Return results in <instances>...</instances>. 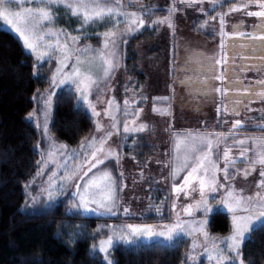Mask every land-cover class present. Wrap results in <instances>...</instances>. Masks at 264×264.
Here are the masks:
<instances>
[{
  "label": "rangeland",
  "instance_id": "rangeland-1",
  "mask_svg": "<svg viewBox=\"0 0 264 264\" xmlns=\"http://www.w3.org/2000/svg\"><path fill=\"white\" fill-rule=\"evenodd\" d=\"M211 1L213 2V0ZM220 2L219 0H214V10L210 12V8L206 10L203 0L193 2L198 4H196V10L192 11L187 8H182L181 10V0H172L171 6L166 8L165 15H153V21L170 18L172 27L151 22L148 27H140L138 29L132 24L133 18L130 15L132 12L123 3L116 15L90 24H82L77 16L70 15L67 8L63 5L54 4L50 9L54 14L53 21L51 23L42 22L40 28L42 32H56L58 36L46 35L44 43L55 45L59 40L61 48L65 42L69 43L72 60H64L67 64V67L63 69L64 74L71 73L74 67H80L82 71L89 69L92 72L97 85L91 88L90 92L86 94V98L78 90V83L73 82L72 79H65L62 83L59 82L61 77L57 75V69L61 66L60 61L64 59V54L60 49L41 48L37 53H33L25 47L23 38L18 36L12 25H8L7 21L0 18L2 26L8 30L11 29L10 31L20 39L24 48L36 59L39 52H45L50 54L45 55L43 60L51 59L54 61V68L50 76L51 88L42 96L39 114L35 116L37 124L41 126L42 131H44L45 119L46 126L48 125V116H50L51 108L49 104L45 111L44 98L48 97L50 99L55 89L68 86L75 90L79 102L87 108L94 118L96 125L94 134L91 139L86 141H91L95 137L97 142H99L106 132L111 131L113 133L104 147L106 152L111 150L113 153L118 154V158L117 156H112L105 159L103 164H100L98 168H94L89 173V176H92L93 173L99 174L102 170L111 174L115 187L116 204L113 208L115 214L107 213L103 208L98 209L96 212H86L82 208L79 210L86 215L119 216L123 218L143 217L150 214V212L158 217L164 214L163 218L165 221L162 223L148 225L118 224L115 227L111 226L117 234L120 233L121 229H125L129 225L152 226L157 231L165 230L164 226L175 224L177 219L185 225V230L175 235L172 240L160 236L152 238L141 236L132 240V242L126 243L113 237V245L109 251L121 242L124 244H135L139 241H155L162 245H173L179 238H185L188 240V264H214V261L209 260L208 251L203 247V236L197 230L199 222L202 220L208 221L209 214L213 210L220 209L227 212L230 216L232 228V214L228 211L226 205H221V201L227 198L233 187L244 196L254 195L258 191L264 193V189L257 186L258 182L264 179L260 175V172L264 171V165L254 163L258 160L259 153L264 151V146L261 145V139H264V135L239 134L236 132L239 129H264V119L261 118L263 112L258 108L259 106L256 105L258 107L244 111L241 115L238 114L235 118H228V120L225 118V112H222L225 110L222 94L225 86H222L221 79L217 82L219 97L216 103L213 102L214 99H207V101L205 98L199 99L196 97L193 100L194 97L186 94L188 91L184 87L177 88L176 85L177 79L185 77L183 75L190 69L189 64H193L195 61L196 53L201 57L207 54L206 61L208 64L213 63L214 55L216 56L215 62L220 59L221 63H216V65L219 74H222L225 36L229 32L228 19H231L234 15L253 12L254 7L258 6V2H254L252 5L249 2H235L228 4L224 10L220 11L217 9ZM248 3V7H242ZM43 6L44 4L40 0H20L19 5L16 4L15 0H12L9 5L14 11ZM231 8H240L241 10L230 12ZM170 13L171 16L169 17ZM189 14L202 17L200 25L195 29L193 28V30L189 29L190 21L188 22V20L192 16ZM213 16L216 19H212ZM221 16L224 19L223 27L220 25ZM149 30L157 34L155 39L147 42H137L134 47L135 53L139 56V70L145 77L144 85L135 90L133 85L129 84V77L124 70L123 48L131 35ZM110 33H116L115 37L105 35ZM69 36L78 37V40L72 43ZM87 38L91 40L86 42ZM106 42L107 47H105ZM85 49L87 51H84ZM151 50L159 51L161 59H151L149 57V51ZM76 57H79L81 61L79 65L75 63ZM104 60H110L113 64L110 69V75L107 77L104 76L103 71V67L106 66L103 65ZM182 62H186L188 65H183ZM171 73H173L172 77L170 76ZM54 77H56V82H54ZM213 93L214 89L208 94L211 96ZM113 99L115 105L119 106L118 111L115 105L112 109V114L115 115L116 120L119 122V131L112 127L113 120L110 119L105 111L108 107V102ZM124 101H129V104L125 105ZM90 104L94 106L95 112L99 113V116L94 115L93 108L89 106ZM213 107L218 108L217 112L214 113ZM156 109H163L169 114L161 115ZM137 111L138 117H135L133 113ZM214 115L217 117L223 116L224 118L222 117L221 122H218L214 119ZM134 118L136 120L135 126L145 124L147 129L142 132L125 133L123 131L124 122H130ZM236 121L241 122V127L235 128L233 126ZM97 123L102 126V130H98ZM170 131L173 134H170ZM138 133L147 135L149 143L154 147L151 155L143 162L139 161L132 153L134 136ZM186 133H192L194 136L196 134L207 136L213 141L211 160L219 166V169H223L226 166L223 159L225 150H230V157L235 161L234 164L230 163L227 165L229 177L227 180L224 179L222 171L217 172L218 182L222 187H218L216 191H206L207 203L210 209L207 215H204L202 209L197 210L195 207L201 199V194L194 182L193 187L197 188V190L186 188L179 193L173 190V185L179 186L183 183L187 172V169H185L180 171L176 177L172 175L173 169L183 166L185 158L183 153L177 154L174 151V140L177 134L184 135ZM47 138L48 136L46 135L44 139L47 147L46 153L42 158L38 171L41 170L42 164L47 166L43 168V175H37V171L35 177L37 183L40 184L39 193L42 196L46 195L42 190L49 186L48 180L53 173L59 172L63 175L66 170L70 171L74 166L82 163L81 152L87 153L90 151L89 149H82V144L86 142L84 141L78 147H66L63 155L56 153L54 156L49 157V152L54 151L53 146L58 148L62 145H56ZM241 140L245 141V143H238ZM96 146H99V144L97 143ZM196 147L203 148L199 140L196 141ZM245 149L247 151L241 157V152H244ZM69 156L74 158L69 160ZM66 161V167H61V165H65ZM253 168L255 169L254 171L252 170ZM243 170H249L250 174L245 177ZM87 179L88 177H85V180ZM56 182L57 184L60 183V181ZM77 182L83 184L84 181H80L77 177L71 183L63 184V190L54 192V196L69 195L71 197L69 203L72 207L77 200L76 189L73 186ZM167 200V210L163 212V205ZM89 207H96V205L90 204ZM189 207H191L190 215L185 212V209ZM125 209H127V212H125ZM203 227L207 232V223ZM231 234L232 230L227 236L213 238H219L217 241L219 243V240H223ZM194 243L198 245L195 248H193ZM219 246L221 248L225 247L224 244H219ZM96 251L102 256L104 261H109L108 257L105 259L104 253L98 249ZM225 255L231 257L234 254L225 252ZM228 264H237V262L230 259Z\"/></svg>",
  "mask_w": 264,
  "mask_h": 264
},
{
  "label": "trees",
  "instance_id": "trees-1",
  "mask_svg": "<svg viewBox=\"0 0 264 264\" xmlns=\"http://www.w3.org/2000/svg\"><path fill=\"white\" fill-rule=\"evenodd\" d=\"M219 1L217 9L221 11L232 2L255 0ZM154 14L163 16L166 12ZM156 35L151 30L137 32L123 48L124 70L135 90L144 85L145 77L139 70V56L134 47L137 42L155 39ZM149 57L161 59V53L151 50ZM53 68V60L38 62L0 21V264H109V261L111 264H188L185 238H179L173 245L155 241L121 242L109 251L108 262L93 250L94 245L113 235L111 226L162 223L164 214L158 217L148 211L150 214L143 217L130 218L86 215L70 206L69 195L48 200L39 193L40 184L35 177L46 153L45 136L56 145L74 148L91 139L96 128L93 116L79 102L75 90L63 86L51 94L47 131H42L35 116L39 114L42 96L51 88ZM32 113L35 115L29 119ZM222 117L215 120L221 122ZM236 132L264 135V129ZM153 149L147 135L134 136L132 153L139 161L149 157ZM167 203L168 200L164 202L163 212ZM231 230L227 212L216 209L209 214L210 236L224 237ZM241 256L244 264H264V230L247 237Z\"/></svg>",
  "mask_w": 264,
  "mask_h": 264
},
{
  "label": "snow or ice",
  "instance_id": "snow-or-ice-1",
  "mask_svg": "<svg viewBox=\"0 0 264 264\" xmlns=\"http://www.w3.org/2000/svg\"><path fill=\"white\" fill-rule=\"evenodd\" d=\"M16 4L19 5L20 0H15ZM44 4L43 7L36 8H23L18 11H14L9 7L12 0H0V18L4 21H7L8 25H12V28L18 34V36L23 38V43L25 47L37 53L41 48H47L50 50L60 49L64 54V59L60 61V67L57 69V75L60 76L59 82H64L65 79H72L73 82L78 83V90L82 92V95L85 96L90 92L93 86L97 85L96 79H94L92 72L89 69L81 70L80 67H74L72 72L69 74H64L63 69L67 67V64L64 62L65 59L72 60V55L69 51V43L65 42L61 48L59 40L55 45H48L44 43L46 35L58 36L56 32H42L40 24L42 22L53 21L54 14L50 10L54 4H61L67 8L70 15L77 16L82 24H90L96 21L104 20L106 18L112 17L118 13L120 7H122V0H41ZM185 2V0H181ZM196 2V0H192ZM242 7H248L247 4ZM258 7L260 11L248 12L247 15L258 16L264 18V0H258ZM240 8H231L229 11H239ZM132 16V24L136 28L144 26V20L142 16H137L135 13L130 14ZM171 13L169 14V17ZM212 19H216L215 16ZM154 24H166L168 27H172V22L170 18H165L162 20L153 21ZM207 23V22H205ZM220 25L223 27L224 19L220 17ZM11 30V29H10ZM106 36L115 37L116 33L105 34ZM264 40V35L259 37ZM69 39L72 43H75L78 40V37H70ZM107 47V42L105 44ZM223 47V45H222ZM84 51H87L86 49ZM50 54L45 52H39L37 55V61H42L44 56ZM226 62V61H225ZM75 63L79 65L81 63L79 57H76ZM216 63H221L220 59L216 60ZM103 67L104 76L107 77L110 75V69L113 67L112 61L104 60ZM222 77L217 76L216 79H221ZM54 82H56V77H54ZM35 99V97H34ZM50 104V99L48 97L44 98L45 111ZM125 105L129 104V101H124ZM115 105V101L110 100L108 102V107L105 110L106 114L113 120L112 127L119 131L118 121L116 120L115 115L112 114V109ZM93 108L94 115L99 116L100 114L95 112L94 106L89 105ZM117 111L119 106L115 105ZM161 115L169 114L163 109H156ZM34 113L29 114V119L34 117ZM133 115L138 117V111L134 112ZM136 125L135 118L133 120L125 121L123 125V131L125 133L129 132H142L147 129V125L140 124ZM235 128L241 127V122L236 121L233 125ZM98 130H102V126L97 123ZM44 131H47L46 119L44 124ZM113 133L108 131L103 137L100 138L97 142L94 137L91 141H86L82 144V149H89L87 153L84 151L81 152L83 157L82 163L74 166L70 171L66 170L63 175L59 172L53 173L48 180L49 186L44 188L42 191L46 194L48 200L54 199V192L62 191L63 184L71 183L73 180L79 178L80 181H84L83 184L77 182L73 186L76 189L77 200L72 205L75 209L82 208L84 211L96 212L98 209L103 208L107 213L115 214L113 208L116 204L115 199V187L114 181L111 177V174L107 171H101L99 174L93 173L92 176H89V173L92 172L94 168H98L100 164H103L105 159L117 156L118 154L113 153L111 150L105 151L104 145L107 143V140L111 138ZM211 135V134H209ZM199 140V143L203 145V148L196 147V141ZM97 143L99 146H96ZM238 143L244 144L245 141L241 140ZM212 144L213 141L207 136H202L196 134L195 136L192 133H186L184 135L177 134L174 140V151L177 154L183 153L184 160L183 166L181 168L173 169L172 175L174 177L178 176L180 171L187 169L186 175L184 176L183 183L179 186L173 185V190L176 193H179L186 188H192V190H197L193 187V182L198 186V190L201 194L200 201L195 205L197 210H203L204 215H207L210 211L206 191H216L219 185L217 172L222 171L224 173V179L227 180L228 177V164H234L235 161L230 157V150H225L223 152V159L225 161V168L219 169V166L211 160L212 153ZM261 145L264 146V139H261ZM54 147V151L49 152V157L54 156L56 153L64 154L66 151V146H59L58 148ZM247 149L244 152H241V157L244 156ZM74 157L69 156L68 159L71 160ZM191 161V162H190ZM55 162V161H53ZM254 163H259L264 165V151L259 153V158ZM61 165V167H66ZM46 164H42L41 170L38 171L37 175H43V168L46 167ZM255 170L254 168L252 169ZM244 176L250 174L249 170H243ZM122 175V174H121ZM260 175L264 177V171L260 172ZM85 177H88L85 180ZM56 181H60L57 184ZM258 188L264 189V179L258 182ZM27 187V186H26ZM32 201H36V197L31 198ZM90 204H95L96 207H89ZM221 205H226L228 211L232 214V234L229 237L219 240V238H213L208 235L204 230V225L207 221H200L198 226V231L202 234L204 244L203 247L208 251V258L211 261H214V264H228L230 259L236 260L237 264H244L243 258L241 256V247L244 241L248 236L252 235L254 232L264 230V193L256 192L251 196H244L241 192H237L234 187L232 191L228 193L226 199L221 201ZM159 211V209H157ZM127 212V209H125ZM187 214H191V207L185 209ZM243 213V215H241ZM165 230L157 231L152 226H126L125 229H121L120 233L117 234L113 230V236H109L108 239L100 241L99 245H94L93 250H99L105 254V259H107L109 254V249L113 245V237L124 242H132V240L139 238L141 236L152 238L154 236L165 237L168 240L174 239V236L179 234L181 231L185 230V225L177 219V222L173 225L164 226ZM219 244H224L225 247L221 248ZM197 244H193V248L197 247ZM225 252L232 253L231 257L226 256ZM191 258V257H190ZM111 264V261H109Z\"/></svg>",
  "mask_w": 264,
  "mask_h": 264
},
{
  "label": "flooded vegetation",
  "instance_id": "flooded-vegetation-1",
  "mask_svg": "<svg viewBox=\"0 0 264 264\" xmlns=\"http://www.w3.org/2000/svg\"><path fill=\"white\" fill-rule=\"evenodd\" d=\"M122 1L129 11L143 17V27H148L153 22L155 11L166 12V8H169L172 3V0ZM203 1L206 10L210 8L209 10L212 12L214 10V0L213 2L211 0ZM254 2H258V0L249 3L252 5ZM196 4L192 0H185V2L180 3V9L196 10ZM260 10L258 6H255L253 12ZM189 15H192L188 20V22L190 21L189 29L199 26L202 17ZM227 25L229 32L225 36L222 74H219L215 55L213 63L208 64L206 61L207 54L201 57L196 53L195 61L193 64H189L190 69L183 75L185 77L177 79V88L184 87L188 91L186 94L194 97L193 100L196 97L199 99L205 98L206 100L214 99L213 102L216 103L219 97L217 91L219 79H216V77L220 76L222 77L221 84L225 86L222 92L225 110L222 112H225L224 115L227 119H233L236 115H241L242 112L258 106L263 112L261 118L264 119V40L259 38L264 35V18L247 14L234 15L231 19H228ZM182 63L188 65L186 62ZM170 76L172 77L173 73ZM212 89H214V93L210 96L208 93ZM217 110V107H213L214 113ZM216 118L217 116L214 115V119Z\"/></svg>",
  "mask_w": 264,
  "mask_h": 264
}]
</instances>
